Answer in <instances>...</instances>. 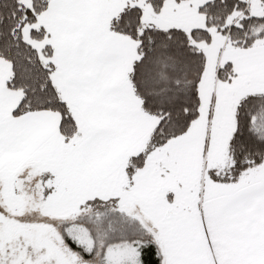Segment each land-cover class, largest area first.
<instances>
[{"label":"snow or ice","instance_id":"6c2138e0","mask_svg":"<svg viewBox=\"0 0 264 264\" xmlns=\"http://www.w3.org/2000/svg\"><path fill=\"white\" fill-rule=\"evenodd\" d=\"M0 264H264V0H0Z\"/></svg>","mask_w":264,"mask_h":264}]
</instances>
